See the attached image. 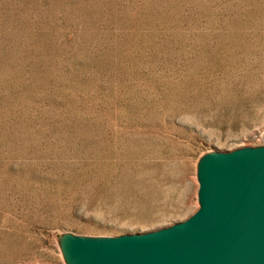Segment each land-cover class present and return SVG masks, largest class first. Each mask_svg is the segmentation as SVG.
I'll list each match as a JSON object with an SVG mask.
<instances>
[{"label": "rangeland", "instance_id": "374dc122", "mask_svg": "<svg viewBox=\"0 0 264 264\" xmlns=\"http://www.w3.org/2000/svg\"><path fill=\"white\" fill-rule=\"evenodd\" d=\"M261 144L264 0H0V264L181 221Z\"/></svg>", "mask_w": 264, "mask_h": 264}, {"label": "water", "instance_id": "95a60500", "mask_svg": "<svg viewBox=\"0 0 264 264\" xmlns=\"http://www.w3.org/2000/svg\"><path fill=\"white\" fill-rule=\"evenodd\" d=\"M199 206L155 230L72 238L69 264H264V144L214 152L198 165Z\"/></svg>", "mask_w": 264, "mask_h": 264}]
</instances>
